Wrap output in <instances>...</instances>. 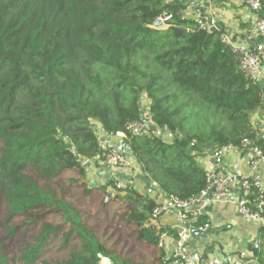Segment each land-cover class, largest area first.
Instances as JSON below:
<instances>
[{
    "label": "trees",
    "instance_id": "1",
    "mask_svg": "<svg viewBox=\"0 0 264 264\" xmlns=\"http://www.w3.org/2000/svg\"><path fill=\"white\" fill-rule=\"evenodd\" d=\"M186 6L182 0H0V202L6 219L18 215L25 227H37L16 258L0 239V264L169 263L158 244L165 228L157 231L151 222L157 194L187 199L206 190L197 158L253 138L251 114L264 103V88L239 70L222 43L224 29L209 31L198 18L181 17ZM160 15L166 26L157 29ZM144 116L157 132H127L125 140L147 190L117 189L112 178L88 181L91 168L104 167L97 126L111 136ZM105 211L157 257L123 253L107 233L98 234L95 219ZM6 230L11 236L15 227ZM257 259L264 264L261 254Z\"/></svg>",
    "mask_w": 264,
    "mask_h": 264
},
{
    "label": "built area",
    "instance_id": "2",
    "mask_svg": "<svg viewBox=\"0 0 264 264\" xmlns=\"http://www.w3.org/2000/svg\"><path fill=\"white\" fill-rule=\"evenodd\" d=\"M207 5L202 13L195 17L205 19L203 27L209 31L218 29L213 18L205 12L211 9V0H203ZM247 6L256 12L262 3V0H245ZM191 16L188 8L181 11V17ZM166 15H160L153 21L157 29L166 26ZM188 31V30H187ZM250 35L255 39L252 44L236 41L232 35L224 31L220 34V39L237 56L239 70L251 81L257 82L262 76V66L264 65V17H257L254 26L250 29ZM150 120L142 117L139 121L129 122L125 125V130L117 131L113 136L126 138L127 132L131 134H140L143 132H157V129L151 126ZM254 126V137H244L237 145L228 144L211 150L213 161L220 165L224 155L227 152H242L244 164L249 168L245 174L235 172H225L214 178L213 173L205 169V175L209 181V186L196 196L187 199H181L172 194L159 193L161 200L156 204L151 212V222L157 224L159 217L165 213L173 212L177 219V226L174 227L175 239L171 252L167 255L168 264H245L243 257L245 251H239L236 255L227 254L224 257H207L202 262L194 260L188 252L187 244L196 233L205 232L210 228L209 223L195 225L196 219L206 211L208 203L231 204L235 210L244 218L253 221L263 222L264 219V184L260 169L264 167V124ZM152 127V129H150ZM100 130L101 125L97 126L98 146L103 155L104 168L113 170L124 169L139 173L140 167L127 159L120 149L109 148L105 143ZM198 160V159H197ZM99 175L105 174L103 169L98 171ZM234 182L239 183V193H232ZM125 187L119 181H116V188ZM207 191H210L209 198H205ZM115 193V189L110 190ZM107 200V197H105ZM162 232V231H161ZM160 232V233H161ZM165 232L159 235L158 244L161 245ZM103 264H107L103 261Z\"/></svg>",
    "mask_w": 264,
    "mask_h": 264
},
{
    "label": "crops",
    "instance_id": "3",
    "mask_svg": "<svg viewBox=\"0 0 264 264\" xmlns=\"http://www.w3.org/2000/svg\"><path fill=\"white\" fill-rule=\"evenodd\" d=\"M182 2L187 5L186 8H188L193 17L196 14L198 15V13H202L203 8H205L203 0H182ZM198 2L200 3V7L197 9L196 5ZM206 14L214 19L218 27L221 26L224 31L232 35L236 41L248 44L253 43L255 37L250 35V29L254 26L258 14L247 6L245 0H211V9L207 10ZM204 22L205 19H203ZM259 84L264 88V65L262 66V76ZM145 111L148 112V108ZM144 118L149 120L148 116H144ZM251 122L257 126L264 124V103L262 107L252 112ZM99 134L103 137L109 148L119 149L120 142L124 139L107 135L102 130H100ZM197 159L200 166L213 173L214 178L225 172L245 174L249 170L244 164L242 152H227L220 165L214 163L211 153H206ZM102 169L105 171L104 176H100L98 173L101 169L97 170L94 167L90 169L88 174L97 175L95 182H104L106 178H112L125 185L131 184L140 192H144L148 188L135 172L124 169L113 170L104 167ZM260 173L264 184V167L260 169ZM232 193L238 195V182H234ZM157 195V199L160 201V194L158 193ZM202 216L205 217L204 223H209L210 228L206 234L204 232L194 234L188 242V252L194 260L200 263L207 257H224L227 254L237 256L239 251H245V256L243 257L245 264H261L257 259L259 254H261L263 258L262 262L264 263V231L262 230L264 219L263 222L246 219L229 203L217 204L211 202L208 203L206 211ZM156 223L155 227L157 231L165 228L162 229V232H165V237L163 238L161 247L164 256L167 257L174 246V227L177 226L178 222L174 213L171 212L162 214ZM151 255L157 257V254L151 253Z\"/></svg>",
    "mask_w": 264,
    "mask_h": 264
},
{
    "label": "rangeland",
    "instance_id": "4",
    "mask_svg": "<svg viewBox=\"0 0 264 264\" xmlns=\"http://www.w3.org/2000/svg\"><path fill=\"white\" fill-rule=\"evenodd\" d=\"M148 105H149L148 99L144 98L142 103V111H145V109L148 108ZM169 135L170 133H166L164 135V139L169 140ZM96 177L97 175L95 174H88L87 180L94 184L95 181L97 180ZM98 200L99 199L95 195L93 198L94 205L91 206L89 209L91 213H94ZM5 208H6L5 202L1 201L0 202V239H2V241L6 243V248L9 257L16 258L17 256L14 255L13 253L19 252V249L21 247L33 241V237L37 233V227H33V228L25 227V225L22 224V217L18 215L6 219L5 215L7 212ZM97 216L98 217L95 219L96 231L100 235L107 233L108 236L113 238V241L116 242V244L114 245L116 249L117 248L120 250L123 249V253L131 249L133 255L139 254L143 257H148L147 259L151 258L153 260L154 256L151 255L150 250L146 249L141 244H139V242L135 241L134 235L132 236L131 234H128L127 226L123 225V223L120 221V219L117 216H113L112 213H109L107 211H105L104 213L100 212L97 214ZM6 227H13V228L15 227L14 234L11 236L10 235L7 236ZM152 254L155 253L152 252ZM48 255H51V252H49Z\"/></svg>",
    "mask_w": 264,
    "mask_h": 264
},
{
    "label": "water",
    "instance_id": "5",
    "mask_svg": "<svg viewBox=\"0 0 264 264\" xmlns=\"http://www.w3.org/2000/svg\"><path fill=\"white\" fill-rule=\"evenodd\" d=\"M197 9L200 7V3L198 2L197 3ZM205 8H203V10H204ZM199 21L201 22V24L203 23V20L202 19H199ZM180 31L181 32H186L187 31V29L186 28H180ZM121 145H120V147H119V149L121 150V152L123 153V155H125V157L127 158V159H130V158H132V152H131V150H130V148H129V145H128V143L126 142V140H121ZM146 181L147 180H149V177L147 176V175H145L144 177H143ZM153 185L154 186H156L157 184L156 183H153ZM209 196H210V191H207V193H206V195H205V198H209ZM207 233V231H205L204 232V234H206ZM98 257H100V258H102V256H101V254H98ZM103 259V261L105 262V263H107V264H111V261L109 260V259H107V258H102Z\"/></svg>",
    "mask_w": 264,
    "mask_h": 264
}]
</instances>
